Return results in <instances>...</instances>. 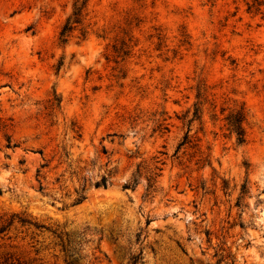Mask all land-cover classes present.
Here are the masks:
<instances>
[{
  "label": "rangeland",
  "instance_id": "rangeland-1",
  "mask_svg": "<svg viewBox=\"0 0 264 264\" xmlns=\"http://www.w3.org/2000/svg\"><path fill=\"white\" fill-rule=\"evenodd\" d=\"M251 1L0 0V264H264Z\"/></svg>",
  "mask_w": 264,
  "mask_h": 264
},
{
  "label": "trees",
  "instance_id": "trees-1",
  "mask_svg": "<svg viewBox=\"0 0 264 264\" xmlns=\"http://www.w3.org/2000/svg\"><path fill=\"white\" fill-rule=\"evenodd\" d=\"M263 0H252L250 4L247 5V10L250 11L251 9L257 8L261 3H263ZM73 22H77L74 20ZM67 28L64 27L60 34L64 35L66 32ZM197 110L195 111L194 114H196ZM226 119V124L229 132L231 134L235 135V139L238 144L243 143L245 140V134H244V128L242 123L245 120V113L242 109H238L234 112L229 113V115L225 118ZM106 176L102 177L98 183H96V186L101 185L103 187L106 186ZM139 260V255L131 256L129 261L130 264H136V262Z\"/></svg>",
  "mask_w": 264,
  "mask_h": 264
}]
</instances>
